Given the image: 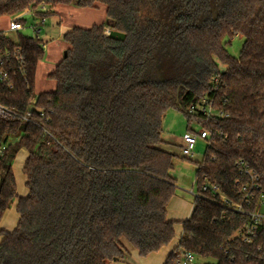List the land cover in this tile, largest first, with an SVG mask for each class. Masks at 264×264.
<instances>
[{
	"label": "trees",
	"instance_id": "trees-1",
	"mask_svg": "<svg viewBox=\"0 0 264 264\" xmlns=\"http://www.w3.org/2000/svg\"><path fill=\"white\" fill-rule=\"evenodd\" d=\"M73 3L105 5L109 21L64 33L68 54L48 73L54 90L36 95L44 41L0 32V49L19 48L25 63L13 88L0 83V101L18 113L0 117V222L16 201L20 214L15 229L0 228V264H105L128 259V244L146 257L172 243L179 186L175 154L160 146L172 107L189 132L193 120L210 137L193 213L164 264L182 253L264 264V225L250 243L237 236L264 201V0H0V17L26 24V13L46 18ZM236 36L245 38L238 57L228 49ZM204 98L215 113H190ZM23 148L22 197L13 162ZM246 167L259 188L241 213Z\"/></svg>",
	"mask_w": 264,
	"mask_h": 264
},
{
	"label": "rangeland",
	"instance_id": "rangeland-1",
	"mask_svg": "<svg viewBox=\"0 0 264 264\" xmlns=\"http://www.w3.org/2000/svg\"><path fill=\"white\" fill-rule=\"evenodd\" d=\"M49 13H51V15L46 17L44 25H42V16L35 15L34 13H26L24 16L26 24H24V29L21 31L23 35L29 37H36L38 35V37L42 39L45 44V54L43 59L40 61L36 73V95L43 91H50L56 88L55 81L48 78V73L55 68L57 63L64 57L65 51H67L68 44L63 38L67 27L73 28L78 26L90 28L93 25L107 24L109 21L105 5H99L98 8L90 9L80 8L73 3L68 6L60 5L51 9ZM11 21L12 18L10 16H1L0 32H4L11 37H16V32L10 30ZM39 28L41 31L38 34L37 29ZM244 41L245 38L242 36L234 37L228 44L230 53L238 57ZM222 67L224 68V66ZM188 127L189 123L185 114L176 108H169L163 120V143L160 145L162 149L175 154L172 176L178 183L179 193L177 192L178 196L174 198L175 203L172 212L176 213L177 211L175 207H177V210L183 208L186 214L191 211V206L194 203L195 194L197 193L196 162H200L203 159L209 145L208 138L199 137L194 150V156L188 158L182 157L183 136L189 132ZM190 127L195 131V133H199L204 130L200 123L193 120L190 123ZM24 152L25 150H20L15 159L18 155L22 156ZM16 177L17 180H21L22 177L24 178V174L21 169ZM25 188L27 189L28 194L29 190L24 183V189ZM19 195L22 196L20 193ZM181 230L182 224L180 222L176 223V236L172 243L169 244L171 248L179 243ZM168 252L166 250L159 251L156 252L154 256L149 258L132 254L129 256V259L117 262V264H163ZM107 262H110V260H107ZM208 263L215 264L217 261L213 258L195 257L190 264Z\"/></svg>",
	"mask_w": 264,
	"mask_h": 264
},
{
	"label": "built area",
	"instance_id": "built-area-1",
	"mask_svg": "<svg viewBox=\"0 0 264 264\" xmlns=\"http://www.w3.org/2000/svg\"><path fill=\"white\" fill-rule=\"evenodd\" d=\"M44 11H47L48 8L46 6L43 7ZM46 18H43L42 25H44ZM24 29V24L19 21V19H12L10 23V30L14 32H21ZM41 29H37V33L39 34ZM2 36L8 37L10 35L5 34L2 32ZM38 36V35H37ZM45 48V44H44ZM25 63H24V56L21 54V50L15 47L13 50L9 48H2L0 49V83L8 86L10 88L14 87L15 84V77L16 71L24 70ZM203 113L206 117L212 116L215 112L212 109V106L208 104V101L204 98L198 104L192 106L190 108V113L192 114H200ZM223 116V113H221ZM0 117L11 119L18 117V113L16 108L6 105L0 101ZM199 137L202 138H209L210 132L207 129L200 131L199 133L188 132L183 136V145H182V154L186 157H193L194 150L197 144ZM6 147L3 146L0 148V153ZM244 172L248 174L251 178V182L249 184H245L242 186L239 196L241 200L236 202L235 209L237 212L246 213L244 210L247 205H251V202L254 199V193L257 191L258 184H256V180H258L257 175L254 171L250 170L248 167L244 169ZM214 191L217 193L219 191L218 186H214ZM227 203L230 204L229 201L225 200ZM264 201L261 202L260 207L251 213L249 221L239 229L237 232V236L243 241L250 243L256 237L258 230L261 226L264 225ZM184 256V257H182ZM195 255L191 253H183L181 254L180 258L178 259V264H190L194 260Z\"/></svg>",
	"mask_w": 264,
	"mask_h": 264
},
{
	"label": "crops",
	"instance_id": "crops-1",
	"mask_svg": "<svg viewBox=\"0 0 264 264\" xmlns=\"http://www.w3.org/2000/svg\"><path fill=\"white\" fill-rule=\"evenodd\" d=\"M72 27H67V29L65 30V32H67L68 30H70ZM21 150H25V152L22 154V156H17V158L14 160L13 162V169H14V173H15V177L16 175L18 176L19 174V171L21 169V171L23 172L24 174V178L22 177L21 180H17V177H16V182H17V191H18V194L20 193L22 196H25L27 194V189L25 188L24 189V183L26 185V175L24 173V166H25V162H26V159L28 157V151L26 149H21ZM20 157V158H19ZM27 187V186H26ZM179 193V192H178ZM177 193V194H178ZM180 195V194H179ZM178 196V195H176ZM174 196L169 204V207H168V218L171 219V220H174V221H177V222H181L183 220H186L188 218L191 217L192 213H193V210H194V203L192 204L191 206V211L190 212H184L185 210L183 208H181L180 210H177V207H175L176 209V213L175 212H172V209L174 207V203H175V200L174 198L176 197ZM184 212V213H183ZM186 214V215H185ZM19 219H20V214L17 212V201L14 203V206L12 208H9L3 215L2 217V220L0 222V228L2 229H5V230H13L15 229V227L18 225V222H19ZM175 230H176V225H175ZM181 233H182V230H181ZM2 240V236L0 235V242ZM178 245V244H177ZM176 245V246H177ZM129 246V249H130V255H139L138 251L136 249H134L132 246L128 245ZM175 245L171 248V246H166L164 248H162L160 251H169L166 255V258L168 257L169 253L176 247ZM155 253H152L150 255H148L147 257H144V258H149V257H152L154 256ZM140 256V255H139ZM166 258H165V261H166ZM129 259V258H128ZM127 260V259H126ZM125 260V261H126ZM117 262H120V261H115V260H111L110 262H105V264H112V263H115L117 264ZM165 263V262H164ZM163 263V264H164Z\"/></svg>",
	"mask_w": 264,
	"mask_h": 264
},
{
	"label": "water",
	"instance_id": "water-1",
	"mask_svg": "<svg viewBox=\"0 0 264 264\" xmlns=\"http://www.w3.org/2000/svg\"><path fill=\"white\" fill-rule=\"evenodd\" d=\"M110 36L112 38H116V39H119V40H125L126 39V34L123 33V32L117 31V30L111 31ZM67 54H68V51H65V55L64 56H67ZM115 261H118V258H116Z\"/></svg>",
	"mask_w": 264,
	"mask_h": 264
}]
</instances>
